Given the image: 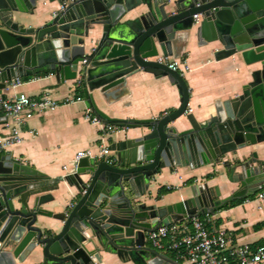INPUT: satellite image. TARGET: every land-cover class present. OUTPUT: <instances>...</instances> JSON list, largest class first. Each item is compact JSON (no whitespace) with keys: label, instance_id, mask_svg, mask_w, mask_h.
I'll use <instances>...</instances> for the list:
<instances>
[{"label":"water","instance_id":"obj_1","mask_svg":"<svg viewBox=\"0 0 264 264\" xmlns=\"http://www.w3.org/2000/svg\"><path fill=\"white\" fill-rule=\"evenodd\" d=\"M58 7L41 26H26L40 6ZM195 15L199 19H195ZM195 33L199 45H218L217 60L241 57L247 81L240 93L217 100L198 119L184 76L151 60L174 57V42ZM52 70L58 82L75 81L86 104L105 122L139 129L110 144L104 160L77 159L63 176L47 180L0 150V264H17L40 252L38 264H101L107 254L124 264H180L149 246L146 234L192 215L215 214L235 198L264 186V0H0V94L9 81ZM167 76L181 104L160 118H112L98 107L131 93L140 72ZM182 116L189 127L180 130ZM6 117L0 106V125ZM248 151L249 154H246ZM245 155V156H244ZM221 167L237 190L193 185L186 198L149 202L148 189L164 170ZM65 181L75 201L55 211L49 186ZM53 218L49 227L41 218Z\"/></svg>","mask_w":264,"mask_h":264},{"label":"crops","instance_id":"obj_2","mask_svg":"<svg viewBox=\"0 0 264 264\" xmlns=\"http://www.w3.org/2000/svg\"><path fill=\"white\" fill-rule=\"evenodd\" d=\"M57 7V3L49 2L40 6L33 16L27 17L26 26H41ZM217 46L214 44L200 46L195 33L174 42L175 55L172 59L186 61L190 66V70L183 76L189 86V106L198 119H202L206 113L212 111L217 100H225L240 93L242 85L247 81L246 67L241 57L238 55L217 60L214 57ZM19 78L22 80L20 86L9 85L0 95L9 97L25 92L32 97H41L48 93L61 104L53 110L37 111L31 119L23 121L20 124L23 141L3 148V153L12 154L22 163L37 170L47 180H56L72 170L79 151L90 149L96 154L99 153L103 142L98 126L85 117L88 107L86 98L82 97L83 101L65 102L67 98L77 97L75 81L58 82L52 70ZM129 88L131 91L129 95L112 104L106 101L100 90L96 91V104L110 117L120 119L160 118L174 112L181 104L178 88L167 76L156 77L152 73L142 71L129 79ZM4 117L6 122L0 125V140L11 132V128L6 123H15V120L8 118L5 113ZM174 124L180 130L190 125L185 116ZM137 133H140L139 129L128 130L122 127L120 131L110 136L106 144L122 140L127 134ZM262 146L258 152L260 160H264V144ZM246 154H249L248 151ZM106 158L108 157L102 160ZM210 174L213 176L209 177ZM205 182L212 187L220 186L223 197L237 190L236 184H228L227 176L222 172L221 167L188 166L172 171L166 169L158 175L148 189L151 197L149 202H154L156 199L160 204L173 203L180 198H186L193 185ZM169 187L173 190L159 195L162 188L168 190ZM49 188L54 200L47 204L46 208L59 211L75 201L77 190L67 182H55ZM237 199L241 200L231 204ZM209 215L213 218L210 227L225 229L232 237V244L249 245L253 248L264 244V205L258 201L257 193L248 198H235L215 214ZM53 223L55 220L48 217L41 218L39 222L44 228ZM147 244L151 246L149 242ZM160 252L180 264H191L187 259L179 258L172 250L166 249ZM104 255L106 258L101 264H124L116 256ZM40 260L41 255L38 252L24 262L17 261V264H38Z\"/></svg>","mask_w":264,"mask_h":264},{"label":"built area","instance_id":"obj_3","mask_svg":"<svg viewBox=\"0 0 264 264\" xmlns=\"http://www.w3.org/2000/svg\"><path fill=\"white\" fill-rule=\"evenodd\" d=\"M195 19L198 20L199 16L195 15ZM151 60L167 64L182 75L190 70L186 61L175 60L170 56L158 55L152 57ZM21 84L22 80L17 78L9 81L7 86L17 87ZM77 84L79 85V83ZM75 101H83V98L74 97L65 100L67 103ZM60 104L59 100L48 93L41 97H32L25 92L16 93L9 97L0 95V106L3 112L8 118L15 120V123H6L11 128V132L0 140V148L21 143L23 136L20 124L31 119L35 112L53 110ZM189 112H192L190 106H188L186 113ZM85 117L92 124L98 126L103 144L97 154L88 149L79 151L76 157L77 159L90 157L102 160L111 153L110 144H106L107 140L112 134L120 131L122 127L105 122L95 114L91 107L86 108ZM257 199L264 205V186L257 192ZM183 220L147 232L146 241L158 251L166 249L174 251L179 258H185L191 264H264V244L254 248L249 245L232 244V237L225 229L210 227L213 221L211 215H192Z\"/></svg>","mask_w":264,"mask_h":264},{"label":"trees","instance_id":"obj_4","mask_svg":"<svg viewBox=\"0 0 264 264\" xmlns=\"http://www.w3.org/2000/svg\"><path fill=\"white\" fill-rule=\"evenodd\" d=\"M76 91H77V97H85V95H84V92H83V90L80 88V87H77L76 88ZM109 123H112V124H118V122L117 121H114V120H111V121H109ZM213 176V174L211 175H209V177H212ZM171 190H173V188L172 187H169V189L168 190H165L164 188H162L161 190H160V193H159V195L161 196V195H163L164 194V192H166V191H171ZM241 199H237V200H235L234 202H232L231 204H235V203H237L238 201H240ZM201 216V215H200Z\"/></svg>","mask_w":264,"mask_h":264},{"label":"rangeland","instance_id":"obj_5","mask_svg":"<svg viewBox=\"0 0 264 264\" xmlns=\"http://www.w3.org/2000/svg\"><path fill=\"white\" fill-rule=\"evenodd\" d=\"M108 157V156H107ZM164 172V171H163ZM162 174V173H161Z\"/></svg>","mask_w":264,"mask_h":264}]
</instances>
